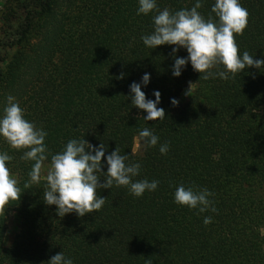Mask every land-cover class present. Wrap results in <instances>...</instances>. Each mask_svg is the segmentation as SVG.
<instances>
[{"label":"trees","instance_id":"obj_1","mask_svg":"<svg viewBox=\"0 0 264 264\" xmlns=\"http://www.w3.org/2000/svg\"><path fill=\"white\" fill-rule=\"evenodd\" d=\"M59 1L5 0L0 11V105L43 53L16 102L25 119L47 132L48 149L41 182L25 188L34 161L22 160L23 151L0 137V153L13 157L7 166L21 189L20 200L0 214V264H47L59 252L73 264H264V69L202 80L189 62L173 76L176 46L144 45L141 37L152 34L157 13L138 15V0H71L48 43L45 25ZM195 3L156 0L159 10L172 13ZM201 3L198 12L218 20L211 12L215 0ZM240 3L250 14L243 35L236 36L240 54L264 59V0ZM34 24L44 30L29 49ZM176 56L186 58L187 50ZM145 73L150 81L141 90L150 100L160 92L163 121H146L147 113L131 103L130 85ZM189 82L191 95L185 96ZM144 128L159 137L156 146H142L138 134ZM82 138L105 145L103 172L117 147L126 163L141 165L133 180H157V189L134 197L113 185L98 190L106 198L100 211L59 217L56 206L43 200V176L52 154ZM165 143L168 152L161 154ZM180 185L208 189L217 211L176 204ZM10 213L17 226L4 245ZM206 216L212 223L204 224Z\"/></svg>","mask_w":264,"mask_h":264},{"label":"clouds","instance_id":"obj_2","mask_svg":"<svg viewBox=\"0 0 264 264\" xmlns=\"http://www.w3.org/2000/svg\"><path fill=\"white\" fill-rule=\"evenodd\" d=\"M137 14L148 15L156 12L153 17L154 31L150 35L141 37L145 46L155 49L161 45H174L172 56L175 60L172 74L181 75L182 69L190 62L194 71L200 73L199 79L209 80L219 77L223 80L234 79L236 74L242 73L246 68L264 69V59H254L248 51L241 56L236 42L237 35H243L248 25L249 12L240 0H215L211 12L218 20L211 16L205 19L198 12L202 7L201 0H196L195 6L172 13L168 8L159 10L156 0H138ZM180 48L187 50L186 58L176 56ZM222 66L223 70L213 71ZM123 78V73L117 77ZM150 74L145 73L140 83L130 85L131 103L138 109L147 113L143 118L146 121H163L165 110L158 108L161 94L154 92L155 100L146 98L141 86H147ZM192 82L184 93L191 95ZM8 105L4 108V116L0 118V137H2L13 150L23 151L22 160L34 161L29 172V181L24 184L29 188L39 184L42 179L44 162L48 159V149L45 144L47 132L25 119V110L22 109L15 98L7 97ZM173 106L178 101L172 99ZM142 146L154 147L159 137L149 128H144L138 134ZM106 147L103 143L96 147L84 138L70 139L64 149L51 155L50 167L43 179L46 188L43 200L47 205H55L57 215L64 217L75 212L79 217L98 212L106 202V198L98 195L100 189L126 187L134 197H141L147 192L155 191L159 181L136 180L140 173L139 163L128 164L127 155H121L119 148L106 157L107 172L102 171V160L105 158ZM161 154H167L168 144L160 146ZM94 153V154H93ZM13 159L7 152L0 153V214H5L12 201L20 200L21 189L17 179L12 177L7 162ZM101 177L105 182L100 183ZM208 189L199 191L183 185L176 187L174 202L190 209H198L199 213L207 211L216 212L212 196ZM204 224L212 223V217L206 216ZM47 264H73L63 252L52 256ZM150 264V262H149Z\"/></svg>","mask_w":264,"mask_h":264},{"label":"rangeland","instance_id":"obj_3","mask_svg":"<svg viewBox=\"0 0 264 264\" xmlns=\"http://www.w3.org/2000/svg\"><path fill=\"white\" fill-rule=\"evenodd\" d=\"M4 1L5 0H0V11L2 10V7L4 5ZM71 2V0H60L57 5L54 8V5H52L53 7V12L51 17L47 20V23L45 25V30L46 32V37L48 43L51 42V38L53 36L54 33V29L55 27H57L61 21L63 20V16L64 14H66V8L67 4ZM41 24V23H40ZM40 24H34L33 25V32H32V37L30 39V43L28 45V48L31 49V47H36L37 45V41L42 37V33L39 34L40 32H42V30H38L40 27ZM40 31V32H39ZM44 39V40H45ZM43 53H38V55L36 54V57L34 58V62H32V64L28 67V71L25 70L24 74L22 75V82L20 84H18L17 86L14 87L13 91L11 93H9V95L13 96L15 98V102H16V98L18 97V95L20 94V92L22 91L23 85L25 84L26 80L29 79V76L32 72L33 69H36V66L39 64L40 59L42 58ZM27 71V72H26ZM8 105V101L3 100L2 104L0 105V118H3L4 116V108ZM137 141H134L133 143V148H132V152L136 153L137 152ZM17 226V222L15 220V217L13 214H8L7 218H6V231L4 233V245H6L9 240L11 239L13 233L15 232Z\"/></svg>","mask_w":264,"mask_h":264}]
</instances>
